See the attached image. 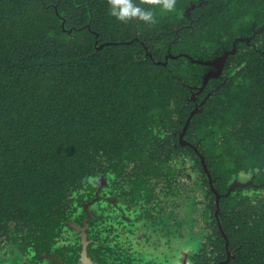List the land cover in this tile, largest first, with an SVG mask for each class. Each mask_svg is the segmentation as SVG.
Returning <instances> with one entry per match:
<instances>
[{"label":"flooded vegetation","instance_id":"1","mask_svg":"<svg viewBox=\"0 0 264 264\" xmlns=\"http://www.w3.org/2000/svg\"><path fill=\"white\" fill-rule=\"evenodd\" d=\"M189 6L185 47L174 49L179 35L142 40L143 58L175 79L130 151L102 155L50 209L43 201L0 216V264H176L185 239L197 249L180 253L181 264H240V220L264 213V118L247 92L264 65L244 58L264 54V23L193 32Z\"/></svg>","mask_w":264,"mask_h":264},{"label":"trees","instance_id":"2","mask_svg":"<svg viewBox=\"0 0 264 264\" xmlns=\"http://www.w3.org/2000/svg\"><path fill=\"white\" fill-rule=\"evenodd\" d=\"M191 3L193 32L223 22L237 34L245 22L264 23V0H177L173 12L154 9L155 25L117 21L107 0H0V216L43 201L50 209L102 155L130 151L126 143L175 79L143 58L142 40L152 33L165 44L179 35L174 49L185 47ZM142 27L145 34H137ZM260 43L264 48V34ZM244 58L264 65L260 51ZM247 92L248 107L264 118V68ZM263 214L240 220L248 242L240 264H264Z\"/></svg>","mask_w":264,"mask_h":264},{"label":"clouds","instance_id":"3","mask_svg":"<svg viewBox=\"0 0 264 264\" xmlns=\"http://www.w3.org/2000/svg\"><path fill=\"white\" fill-rule=\"evenodd\" d=\"M177 0H107L108 13L121 23L144 22L157 23L154 9L162 13L173 12Z\"/></svg>","mask_w":264,"mask_h":264},{"label":"rangeland","instance_id":"4","mask_svg":"<svg viewBox=\"0 0 264 264\" xmlns=\"http://www.w3.org/2000/svg\"><path fill=\"white\" fill-rule=\"evenodd\" d=\"M178 243L176 244V264H181L180 262V253L188 251V253L194 252L197 249V244L194 242H188V239H185L184 241H177Z\"/></svg>","mask_w":264,"mask_h":264},{"label":"water","instance_id":"5","mask_svg":"<svg viewBox=\"0 0 264 264\" xmlns=\"http://www.w3.org/2000/svg\"><path fill=\"white\" fill-rule=\"evenodd\" d=\"M195 7V4L192 3L191 6H189V9H193ZM188 6L186 7V14H187ZM68 31H71V29H68Z\"/></svg>","mask_w":264,"mask_h":264}]
</instances>
